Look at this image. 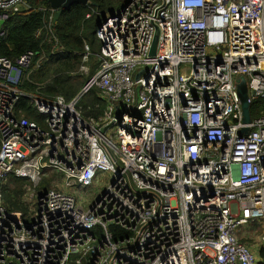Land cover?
<instances>
[{"label": "built area", "instance_id": "obj_1", "mask_svg": "<svg viewBox=\"0 0 264 264\" xmlns=\"http://www.w3.org/2000/svg\"><path fill=\"white\" fill-rule=\"evenodd\" d=\"M24 4L0 0V35ZM98 37L80 94L33 100L42 124L18 116L34 51L0 57V264H264V228L240 232L264 223V113L244 123L237 87L244 76L251 107L264 99V0H130ZM94 87L100 121L80 107ZM52 171L68 188L111 180L84 207L36 192ZM10 174L35 182L25 218L5 205Z\"/></svg>", "mask_w": 264, "mask_h": 264}, {"label": "trees", "instance_id": "obj_2", "mask_svg": "<svg viewBox=\"0 0 264 264\" xmlns=\"http://www.w3.org/2000/svg\"><path fill=\"white\" fill-rule=\"evenodd\" d=\"M126 1L118 0L109 4L118 5L119 11ZM103 4H107L106 0L74 3L62 8L56 22H53V18L51 20L55 12L49 0H26L18 12L12 13L4 24V34L0 35V57L14 60L26 51L32 50L35 53L34 66L24 72L22 90L33 93H27L31 97L63 96L67 100L80 93L94 74L81 71L85 46H89L91 57L92 51H97L94 46L98 29L109 18L101 19V15L108 11L103 8ZM38 62L39 66L36 64ZM95 69L96 65H93L92 72ZM80 107L85 118L100 121L106 107L100 89L94 87L85 93L81 97ZM19 109H22L21 115L26 114L33 121L40 122L42 119L27 97L21 99ZM261 113H264V100L255 102L251 107L253 118ZM5 185L4 201L9 212H20L22 218L27 217L29 203L24 201V195L32 181L12 174Z\"/></svg>", "mask_w": 264, "mask_h": 264}, {"label": "rangeland", "instance_id": "obj_3", "mask_svg": "<svg viewBox=\"0 0 264 264\" xmlns=\"http://www.w3.org/2000/svg\"><path fill=\"white\" fill-rule=\"evenodd\" d=\"M118 0H106L107 4H103V8L107 9L104 14L101 15V19H106L107 17H112L115 15L118 11V5L113 4L110 5L109 2H116ZM99 13V11H96ZM94 49L97 51H92V55L90 57V62L88 63V72H85V74H91L96 73L99 68L98 65L100 64L101 60L98 57L101 51V41L99 38H96ZM92 58V60H91ZM93 65H96V69L93 71ZM93 74V75H94ZM58 180V175L54 174L49 179H45L39 188H36V192H44L49 187H54L57 189L62 188V190L74 194L78 199H80L81 203L84 205V207H89L92 205L100 196V194L103 192V190L107 187V185L110 183L111 180V174L109 172H99L98 178L95 180V182L89 186V187H63L61 181H55ZM8 182V180H7ZM6 186V185H5ZM33 191L27 192V196L31 198ZM264 228V223L262 221H257L255 224H249L246 227H242L240 229V232H245L250 235L249 240H253L256 236L260 234V228Z\"/></svg>", "mask_w": 264, "mask_h": 264}, {"label": "water", "instance_id": "obj_4", "mask_svg": "<svg viewBox=\"0 0 264 264\" xmlns=\"http://www.w3.org/2000/svg\"><path fill=\"white\" fill-rule=\"evenodd\" d=\"M49 3L51 5V8L55 10L54 22H56L62 13V8H67L74 3L87 4L88 0H49ZM129 3H130V0H127L123 8L127 6ZM1 24H3V22ZM158 34H159V30L157 29V33L155 36V40H154L152 52H151L152 54L155 53V48H156V44L158 40ZM237 87H238V94L242 100L244 123L248 124L252 121L251 102L249 100V88L247 85V80L244 76H241L237 79ZM248 132H249V128H244L241 130V134H248ZM42 196H43V193H41L40 197Z\"/></svg>", "mask_w": 264, "mask_h": 264}, {"label": "bare ground", "instance_id": "obj_5", "mask_svg": "<svg viewBox=\"0 0 264 264\" xmlns=\"http://www.w3.org/2000/svg\"><path fill=\"white\" fill-rule=\"evenodd\" d=\"M25 1H26V0H25ZM50 6H51V5H50ZM52 9H53V8H52ZM122 9H123V7H122V8H121V9H120L115 15H117L118 13H120V11H122ZM53 11L55 12L54 9H53ZM54 14H55V13H54ZM115 15H113V16H115ZM113 16H112V17H113ZM52 18H53V22H54V17L52 16V17H51V20H52ZM109 18H110V17H109ZM98 31H99V29H98ZM38 34H39V33H38ZM97 35H98V32H97ZM86 46H88V45H86ZM86 46H85V50H86ZM88 47H89V46H88ZM89 49H90V48H89ZM86 51H87V50H86ZM100 53H101V52H100ZM34 63H35V61H34ZM34 63H33V64H34ZM36 64H37V63H36ZM30 68H31V67H30ZM28 69H29V68L25 69V71L28 70ZM97 72H98V71H97ZM97 72H96V73H97ZM96 73H95V74H96ZM95 74H94V75H95ZM94 75H93V76H94ZM93 76H92V77H93ZM92 77H91V78H92ZM91 78H90V79H91ZM20 89H21V84H20ZM21 90H22V89H21ZM22 91H24V90H22ZM81 91H82V90H81ZM81 91H80V93H81ZM24 92H25V91H24ZM80 93H79V94H80ZM26 95H27V96H26ZM26 95L23 96V97H27V98H29L31 104H32L33 100H34L35 98H37V97H31V96H29L27 93H26ZM23 97H22V98H23ZM22 98H21V99H22ZM64 98H65V97H64ZM261 100H262V99H261ZM263 100H264V99H263ZM20 101H21V100H20ZM259 101H260V100H259ZM33 106H34V105H33ZM34 107H35V106H34ZM18 108H19V106H18ZM20 115H21V112L18 114V116H20ZM40 116H41V115H40ZM83 116H84V115H83ZM41 118H42V119H41V121L39 122L40 124H42V122H43V117L41 116ZM54 174H56V171H52L51 173L48 174V176L41 178L37 183H38V184H39V183H42V182L44 181L45 178H48V179H49V178H50L52 175H54ZM11 175H12V174H10L9 177H10ZM6 183H8V182H5L4 185H5ZM34 184H35V182L32 181V185H34ZM4 185H3V186H4ZM98 198H99V197H98ZM97 200H98V199H97ZM97 200H96V201H97ZM11 214H13V213H11ZM249 224H250V222H249ZM247 234H248V233H247ZM248 235H249V234H248ZM242 240H243V241H248V240H249V237L242 238ZM249 241H250V240H249Z\"/></svg>", "mask_w": 264, "mask_h": 264}, {"label": "crops", "instance_id": "obj_6", "mask_svg": "<svg viewBox=\"0 0 264 264\" xmlns=\"http://www.w3.org/2000/svg\"><path fill=\"white\" fill-rule=\"evenodd\" d=\"M101 52V51H100Z\"/></svg>", "mask_w": 264, "mask_h": 264}]
</instances>
